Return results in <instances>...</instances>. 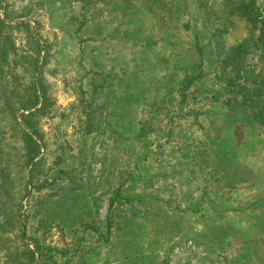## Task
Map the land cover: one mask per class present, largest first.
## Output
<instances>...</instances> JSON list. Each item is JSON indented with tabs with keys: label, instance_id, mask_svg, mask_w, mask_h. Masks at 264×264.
Segmentation results:
<instances>
[{
	"label": "rangeland",
	"instance_id": "rangeland-1",
	"mask_svg": "<svg viewBox=\"0 0 264 264\" xmlns=\"http://www.w3.org/2000/svg\"><path fill=\"white\" fill-rule=\"evenodd\" d=\"M220 2L0 0L11 68L38 53L50 104L12 200L23 243L9 235L15 262L0 264H22L23 244L34 264H264V132L211 97L222 52L255 31L227 15L207 40L218 24L195 13L223 17ZM194 32L202 63L181 91Z\"/></svg>",
	"mask_w": 264,
	"mask_h": 264
},
{
	"label": "trees",
	"instance_id": "trees-1",
	"mask_svg": "<svg viewBox=\"0 0 264 264\" xmlns=\"http://www.w3.org/2000/svg\"><path fill=\"white\" fill-rule=\"evenodd\" d=\"M150 1L160 3V0ZM220 5L224 7L223 17L213 15L214 12L210 10L204 13L205 8L202 6H198L199 10L195 13L198 20L218 24L207 40L219 39L221 33L226 30L225 25L229 20L227 15L239 16L255 34L246 40L248 44L237 43L222 52L223 58H220L214 73L217 85L211 97L214 100L222 99L223 104L229 109L254 123L264 132V68L258 65L264 62V0H260L259 4L256 0H221ZM167 16L168 13L165 14V17ZM192 17L195 20V17ZM188 22L189 19H182L183 28L188 27ZM17 25L28 27L24 22H18ZM12 27L14 26L6 24L0 18V253L5 263L15 262L10 249L13 240L9 235L17 236L20 245L23 243L18 203L12 200L16 195V183L18 185L22 178L24 182L31 179V168L35 165L34 160L41 147L37 118L46 114L48 112L46 108L50 105L40 84L42 61L39 63L38 60H42V57H38V53H35L34 58L32 54H21L31 58L27 59V62L32 64L30 73L25 70L20 74L11 68L14 62L11 55L13 56L16 49L10 32ZM29 33L34 37L30 30ZM193 35L196 38V46L198 44L195 49L198 62L190 67L194 77L188 74L191 72L184 73L179 84L181 91L190 88L195 75L199 72L196 68L202 63L201 39L197 32ZM252 48L259 50L260 61L258 57L255 61L248 62V53ZM25 75L29 77L28 82L20 83V78ZM27 167H30V170L27 179H24L22 172ZM23 246L22 251L25 253L22 264L37 262V258L33 256L34 252L26 248L25 244Z\"/></svg>",
	"mask_w": 264,
	"mask_h": 264
}]
</instances>
